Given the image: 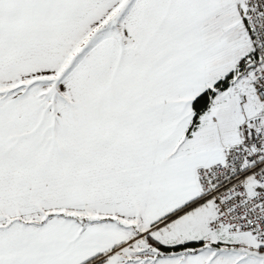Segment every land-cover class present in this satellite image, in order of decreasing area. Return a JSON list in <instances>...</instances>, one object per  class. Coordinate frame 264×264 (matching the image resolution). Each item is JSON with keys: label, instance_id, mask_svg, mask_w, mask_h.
<instances>
[{"label": "snow or ice", "instance_id": "obj_1", "mask_svg": "<svg viewBox=\"0 0 264 264\" xmlns=\"http://www.w3.org/2000/svg\"><path fill=\"white\" fill-rule=\"evenodd\" d=\"M0 264H264V0H0Z\"/></svg>", "mask_w": 264, "mask_h": 264}]
</instances>
